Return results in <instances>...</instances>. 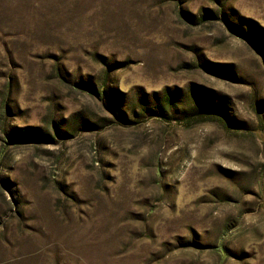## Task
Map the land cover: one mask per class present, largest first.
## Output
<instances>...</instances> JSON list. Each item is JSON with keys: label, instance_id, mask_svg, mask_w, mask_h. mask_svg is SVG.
<instances>
[{"label": "rangeland", "instance_id": "rangeland-1", "mask_svg": "<svg viewBox=\"0 0 264 264\" xmlns=\"http://www.w3.org/2000/svg\"><path fill=\"white\" fill-rule=\"evenodd\" d=\"M0 264H264V0H0Z\"/></svg>", "mask_w": 264, "mask_h": 264}, {"label": "trees", "instance_id": "trees-1", "mask_svg": "<svg viewBox=\"0 0 264 264\" xmlns=\"http://www.w3.org/2000/svg\"><path fill=\"white\" fill-rule=\"evenodd\" d=\"M209 113L207 112H204V113H201V112H195L193 115H191L188 119L191 120V119H199V118H202L203 116H206L208 117ZM216 119V117H214ZM210 119V118H209Z\"/></svg>", "mask_w": 264, "mask_h": 264}]
</instances>
